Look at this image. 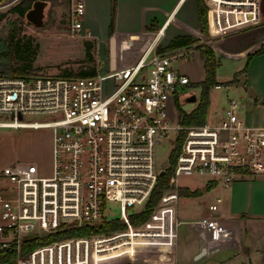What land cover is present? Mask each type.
<instances>
[{"label": "built area", "instance_id": "1", "mask_svg": "<svg viewBox=\"0 0 264 264\" xmlns=\"http://www.w3.org/2000/svg\"><path fill=\"white\" fill-rule=\"evenodd\" d=\"M88 1L69 0L73 37L92 36L85 26ZM187 1L176 0L175 7ZM193 1L206 6L211 38L262 24L260 0ZM182 55L160 52L155 37L140 59L124 69H98L84 77L0 75V114L10 117L0 121V128H47L52 133L48 174L29 161L0 171V250H14L16 264L164 260L177 245L179 175H204L225 185L264 175V118L249 123L245 101L231 99L214 124L171 121L176 97L193 94L189 78L173 65ZM37 114L60 117L46 123L22 120ZM171 131H176L170 139L175 165L169 188L149 210L158 176L169 167L156 169L155 148ZM147 210V220L133 223L134 216ZM106 223L116 228L38 244L65 231ZM30 241L37 246L25 251Z\"/></svg>", "mask_w": 264, "mask_h": 264}, {"label": "rangeland", "instance_id": "2", "mask_svg": "<svg viewBox=\"0 0 264 264\" xmlns=\"http://www.w3.org/2000/svg\"><path fill=\"white\" fill-rule=\"evenodd\" d=\"M23 1H30L31 8L35 0H0V37L8 33L12 24L20 28V53L24 56L32 55L33 58L34 71L28 75L48 74L79 77L82 72L93 70L97 72L99 61L104 63L103 59L110 58L111 48L108 39H98L95 34H92L91 37L72 36L68 25L69 0L47 2L43 22L40 26L33 25L27 21L25 16L21 17L14 11V7ZM93 3L98 4L96 5V11L103 17L100 8L110 3L107 0H93ZM175 3L176 0L117 1V6L121 7L120 10L124 17L125 31L122 33V39L119 37L118 40L115 39L113 42L115 44V54L127 55L130 50L139 47L145 40H147V43L150 42L155 36V29L152 30L153 32H147L145 30L146 25L152 21L160 24L167 16L169 8L174 6ZM111 4L110 23L113 20L112 13L115 1H111ZM260 7L262 24L255 28L227 34L221 38H211L207 32L205 34L201 32L193 0H188L176 14L171 16L166 24L168 27L164 37L159 38L157 44L159 49L165 47L164 45L168 43L169 38L177 32H184L198 39L196 45L191 47L163 52L169 56L183 54L181 58L175 59L173 64L190 77L191 84L189 87L196 95L197 101H180L182 110L189 113L195 109L199 102L200 83L204 78L203 60L199 55V53L201 54L199 45L206 46L210 43L219 60L216 68V80L221 85L212 86L208 91L209 106L205 122L214 124L216 116H224L225 109L231 99H241L248 105L250 111L249 123H255V107L245 87H251L259 93L260 88L257 84L264 83V52L253 54L249 51L258 43L262 42L264 45V0H260ZM143 13L156 15H153L150 21L144 25H141L142 21L139 19L140 23L136 25L135 22ZM190 50L198 54L191 53ZM236 73H238V82L228 84ZM240 83L244 84L245 87L240 86ZM261 111L262 109H260ZM170 115L172 122H176L177 118L179 121L176 103L171 104ZM59 117L58 114H37L25 115L22 120L24 122L46 123L55 121ZM9 120L8 115L0 114V121ZM175 136L176 131H171L170 136L162 139L155 148V165L159 171L166 169L170 164L169 159L174 150V144L171 143L170 139ZM51 152V129L0 128V171L5 166L29 161L35 162L43 173L48 174L51 171ZM164 162H167L166 167H163ZM208 179L209 177L204 175L181 174L177 177V185L182 190H195L198 188L202 190V185ZM185 203L194 205L191 201H184V198L180 196L177 201L178 206L176 205L179 218L184 217V214L188 211V208L184 207ZM111 207L117 209L118 204L111 203ZM200 208H207V205L201 204ZM246 238L250 239L249 236H246ZM252 240L253 246L245 249L248 255L246 252L243 253L244 258H246L245 262L249 264L248 261L251 257L252 264H264V232L258 229Z\"/></svg>", "mask_w": 264, "mask_h": 264}, {"label": "crops", "instance_id": "3", "mask_svg": "<svg viewBox=\"0 0 264 264\" xmlns=\"http://www.w3.org/2000/svg\"><path fill=\"white\" fill-rule=\"evenodd\" d=\"M107 1L110 4L104 7L101 6L100 8L103 12V14H101L103 17H101L96 11V5L98 4L93 3V0L88 1L86 11L87 28L93 35L95 34L96 38L101 40L108 39V29L111 19L110 13L112 8L111 1H115L114 40H118L119 37L122 39V33L125 31V28L123 24L124 17L120 10L121 7L117 6V1L119 0ZM120 1L132 2L138 0ZM180 8H176L175 5L171 6L168 10L167 16H165L160 24H156L154 30L155 36L153 39L157 37V44L159 38L161 36L164 37L166 33L168 27L166 24L168 20H170L171 16L176 14ZM195 11L197 12V19L199 21L197 4H195ZM153 15L156 14L143 13L135 24L139 25V21L141 20V25H144L150 21ZM149 25L150 23L146 25V27ZM177 35L188 34L184 32L174 33L172 37L169 38L168 43ZM150 42L147 43V40H145V42L139 47L130 50L127 55L124 54L120 56L119 54H115L117 68L124 69L134 65L140 59ZM168 43L164 46L168 45ZM262 47H264V45L261 42L254 45L249 51L254 54ZM192 51L193 50H190L191 53H196ZM199 55L201 56L200 53ZM103 60L104 63L99 61L98 69H110L109 59L106 58ZM175 68L178 72L186 75L191 84L190 77L182 72L179 67ZM257 85L260 88L258 90L260 94L254 90L257 94V99H251V101L256 111L255 118L258 122H261L264 118V109L263 107H259L258 101L264 97V83ZM245 89L247 90V87H245ZM189 96L190 95H182L176 98L183 102ZM260 109H262L261 112ZM195 190L201 191V194L192 197L181 196V198H184V201L188 200L194 203V205H189L187 203L184 204V207L186 206V208H188L184 217L179 218L178 204L176 206L177 245L172 251L165 254L166 258L164 260L149 262L138 261L119 264H248L245 262L246 258H244L243 253L246 252L245 249L247 247L253 246L252 239L254 233L258 229L264 232V175H257L244 180L234 181L228 185H225L222 182H213L211 181V178H209L202 185V190L200 188ZM201 204H206L207 208H200ZM213 205L216 206L215 210L211 208ZM246 236L250 237V239L248 238L249 241L251 240L250 246L244 245V242L247 239ZM248 262L249 264H252L251 257Z\"/></svg>", "mask_w": 264, "mask_h": 264}, {"label": "trees", "instance_id": "4", "mask_svg": "<svg viewBox=\"0 0 264 264\" xmlns=\"http://www.w3.org/2000/svg\"><path fill=\"white\" fill-rule=\"evenodd\" d=\"M47 2L52 1L55 2L56 0H45ZM31 3L30 1H23L14 7V11L22 16H25L26 12L30 9ZM115 8V7H114ZM112 13V21L109 25L108 29V40L110 43V48H114V9ZM198 15H199V23H200V30L203 34L207 32V25H206V6L199 2L198 3ZM156 27V21H152L149 26L146 27L147 31H152ZM20 28H17L15 24L10 26L8 33L5 36L0 37V75L5 76H25L34 71L33 68V58L32 55L24 56L20 53ZM208 34V32H207ZM198 39H194L189 35H177L175 36L165 47H158L160 52H164L166 50H173V49H180L185 47H191L192 45H196ZM28 47V46H27ZM199 49H201V57L203 59V66L205 70V78L200 83L201 85V94L199 98V102L194 110L187 113L180 108V101L176 98L175 103L178 108L179 112V122L182 125L187 124H201L205 122V117L207 113V109L209 106V99H208V91L212 86L221 85L216 80V68L218 66L219 60L217 59L211 44L203 46L199 45ZM264 52V47L258 50L254 54H260ZM96 74V71L93 70L91 72H82L80 73L79 77L84 76H93ZM238 73L234 75V78L228 83L233 84L238 82L237 79ZM69 77V76H67ZM179 145H177V149ZM170 164L167 170L165 171L164 176H158V181L156 184L155 189L153 190L151 197L147 203V208L150 210L153 206H155L163 192L169 188V179L173 172V168L175 165V156L174 153L170 156ZM180 196L192 197V196H199L201 191L195 190H182L179 189ZM150 212L147 210L137 216H134L133 223L140 224L144 222L149 217ZM139 219V220H138ZM113 223H106L101 226H96L92 228H84V229H75L62 232L58 235L50 236L44 238L41 242L47 243L51 242L55 239L60 238H68L72 236H82L87 234H96L100 232H105L109 230H114ZM37 246L35 241H30L24 245V250H30ZM15 251H5L0 250V264H16L15 261Z\"/></svg>", "mask_w": 264, "mask_h": 264}, {"label": "water", "instance_id": "5", "mask_svg": "<svg viewBox=\"0 0 264 264\" xmlns=\"http://www.w3.org/2000/svg\"><path fill=\"white\" fill-rule=\"evenodd\" d=\"M46 6H47V1L35 0L34 3L32 4V7L25 14V18L27 19V21H29L33 25L40 26L43 22L44 10ZM109 64H110L111 71L117 68L116 55H115L114 49L110 50ZM240 86L244 87V84L241 83ZM247 94L253 100L257 99V94L253 88L251 87L247 88ZM196 101H197V97L195 94H192L185 99V102H196ZM258 102L260 105L264 104V97H262ZM18 119L21 120L22 116L18 115ZM166 166H167V162H164L163 167H166ZM164 174H165V170H162L160 172V176H164ZM244 245L245 246L251 245V242L249 241L248 238L245 240Z\"/></svg>", "mask_w": 264, "mask_h": 264}]
</instances>
